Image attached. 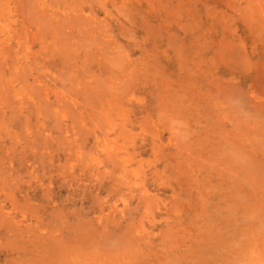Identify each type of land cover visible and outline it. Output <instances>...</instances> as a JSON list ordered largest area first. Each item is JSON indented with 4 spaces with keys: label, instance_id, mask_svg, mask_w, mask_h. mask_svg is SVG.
Returning <instances> with one entry per match:
<instances>
[{
    "label": "rangeland",
    "instance_id": "obj_1",
    "mask_svg": "<svg viewBox=\"0 0 264 264\" xmlns=\"http://www.w3.org/2000/svg\"><path fill=\"white\" fill-rule=\"evenodd\" d=\"M0 264H264V0H0Z\"/></svg>",
    "mask_w": 264,
    "mask_h": 264
}]
</instances>
